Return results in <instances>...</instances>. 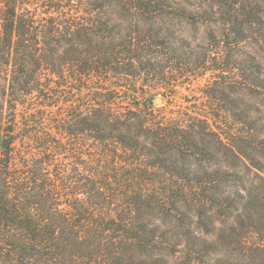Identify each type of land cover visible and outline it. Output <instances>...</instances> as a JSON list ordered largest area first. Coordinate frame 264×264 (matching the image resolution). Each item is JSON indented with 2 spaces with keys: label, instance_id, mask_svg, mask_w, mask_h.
<instances>
[{
  "label": "trees",
  "instance_id": "trees-1",
  "mask_svg": "<svg viewBox=\"0 0 264 264\" xmlns=\"http://www.w3.org/2000/svg\"><path fill=\"white\" fill-rule=\"evenodd\" d=\"M0 264H264V0H2Z\"/></svg>",
  "mask_w": 264,
  "mask_h": 264
},
{
  "label": "rangeland",
  "instance_id": "rangeland-1",
  "mask_svg": "<svg viewBox=\"0 0 264 264\" xmlns=\"http://www.w3.org/2000/svg\"><path fill=\"white\" fill-rule=\"evenodd\" d=\"M0 0V5H1ZM173 26H170L175 31V37L178 39L177 58L187 57L186 53L192 54L195 58L200 54L203 56L206 52L208 44L206 42L205 28L197 30L193 25L191 17L178 18L171 21ZM158 27V26H157ZM167 29V26H163ZM185 37L187 40H182ZM190 46H189V45ZM181 50V51H180ZM184 60V59H183ZM179 62V61H177ZM195 65H192V67ZM209 76L196 79L192 74H187L184 78L180 79L178 86L174 89H161L150 90L149 96L153 98L154 108L164 117L171 116L175 112H187L199 108V93L200 89L208 82Z\"/></svg>",
  "mask_w": 264,
  "mask_h": 264
}]
</instances>
